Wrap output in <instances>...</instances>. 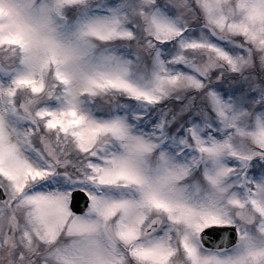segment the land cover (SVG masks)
<instances>
[{
    "label": "snow or ice",
    "instance_id": "snow-or-ice-1",
    "mask_svg": "<svg viewBox=\"0 0 264 264\" xmlns=\"http://www.w3.org/2000/svg\"><path fill=\"white\" fill-rule=\"evenodd\" d=\"M0 264H264V0H0Z\"/></svg>",
    "mask_w": 264,
    "mask_h": 264
}]
</instances>
